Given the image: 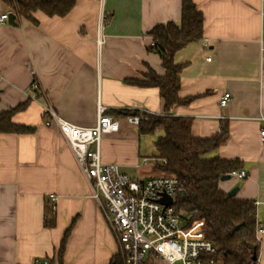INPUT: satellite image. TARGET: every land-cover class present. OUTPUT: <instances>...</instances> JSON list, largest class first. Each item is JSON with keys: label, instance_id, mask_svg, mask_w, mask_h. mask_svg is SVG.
Segmentation results:
<instances>
[{"label": "crops", "instance_id": "0c3cea01", "mask_svg": "<svg viewBox=\"0 0 264 264\" xmlns=\"http://www.w3.org/2000/svg\"><path fill=\"white\" fill-rule=\"evenodd\" d=\"M193 2L205 17L204 37L175 55V64L183 67L179 96L191 101L171 115L190 119L194 138L229 128L227 143L213 156L241 161L248 177L231 175L219 188L226 194L238 188L236 199L258 203L264 224V0ZM10 13L0 0V17ZM181 14L182 0H77L65 17L37 11L31 18L15 14L16 25L0 24V114L26 105L13 122L35 129L0 134V264H34L39 258L110 264L118 253L68 141L56 124L47 125L49 109L69 124L93 128L99 106L107 107L120 129L103 138V163L139 181L162 175L157 139L144 149L146 136L126 119L141 111L162 115L160 91L127 80L144 81L151 70L165 75L160 54L150 51L148 32L180 24ZM34 82L41 90H33ZM225 93L231 99L222 107ZM51 196L57 199L55 225L46 227ZM257 264H264V236Z\"/></svg>", "mask_w": 264, "mask_h": 264}, {"label": "trees", "instance_id": "16d2710c", "mask_svg": "<svg viewBox=\"0 0 264 264\" xmlns=\"http://www.w3.org/2000/svg\"><path fill=\"white\" fill-rule=\"evenodd\" d=\"M2 1L17 16L31 18L37 11L49 17H65L74 8L77 0ZM181 15L180 24L168 22L155 26L148 32L153 39L150 51L160 54L165 75L158 76L151 70L144 81L127 80L131 85L157 88L164 103V113L147 114V119L138 127L139 133L143 136H154L159 131L164 132L155 143L157 158L161 161L158 168L164 175L178 178L181 191L175 198L174 208L181 214L184 226L198 224L202 235L214 243L217 249L215 261L218 264H257L260 241L256 236L259 221L255 202L232 198L219 188L222 177L242 170L241 161L213 156L215 151L227 143L230 137L229 128L223 126L221 133L212 138H194L191 134L192 121L171 115L175 108L191 101L179 96L183 67L175 64V55L187 45L200 42L204 37L205 17L193 0H182ZM25 107L26 105H21L0 114V134L34 132L32 127L13 122V116ZM52 206L47 208L45 214L46 227L55 225ZM235 226L240 227L231 234ZM71 229L72 226L62 240L60 259L65 253ZM254 256L257 257L256 260L253 259ZM110 264H124L121 254L117 253Z\"/></svg>", "mask_w": 264, "mask_h": 264}, {"label": "built area", "instance_id": "2783aa9c", "mask_svg": "<svg viewBox=\"0 0 264 264\" xmlns=\"http://www.w3.org/2000/svg\"><path fill=\"white\" fill-rule=\"evenodd\" d=\"M104 16L101 17V21ZM9 14L0 17V24L7 23ZM102 41L99 40V43ZM33 90H41L34 82ZM231 99L225 93L220 105ZM107 107L100 105L97 124L93 128H80L69 124L49 109L52 120L68 141L85 180L92 186L93 197L98 202L104 219L117 240L124 264H218L214 256L217 249L206 239L199 227L196 238H182L181 214L174 208L181 183L174 175H160L137 181L121 171L120 166L104 164L101 144L106 135L119 131L120 124L107 114ZM147 112L128 116L127 122L139 126L147 119ZM264 141V130L260 133ZM146 163V161H145ZM166 164V161H163ZM240 178L248 177L245 171L235 172ZM171 198L172 204L162 203ZM55 212L56 197L51 196ZM257 206L258 203H255ZM257 239L264 236V224L258 222ZM34 264H59L51 259H36Z\"/></svg>", "mask_w": 264, "mask_h": 264}, {"label": "rangeland", "instance_id": "374dc122", "mask_svg": "<svg viewBox=\"0 0 264 264\" xmlns=\"http://www.w3.org/2000/svg\"><path fill=\"white\" fill-rule=\"evenodd\" d=\"M164 132L160 131L159 133L155 134L154 136H146L144 138L145 141H143V148L147 149V146L149 148V141H153L158 139L160 136H163ZM169 175V174H166ZM139 181V180H137ZM143 181V180H141ZM199 234V227L197 225H193L192 227H187V225H183V231H182V238H196Z\"/></svg>", "mask_w": 264, "mask_h": 264}, {"label": "water", "instance_id": "95a60500", "mask_svg": "<svg viewBox=\"0 0 264 264\" xmlns=\"http://www.w3.org/2000/svg\"><path fill=\"white\" fill-rule=\"evenodd\" d=\"M15 20H16V15L14 13H10L9 14V23L12 24V25H16L15 23ZM231 177V175H227V176H224L221 178V181H226V180H229ZM237 191H238V188H235L233 191H231L229 193V196L234 198L237 194ZM162 203H164L165 205L169 206L172 204V199L171 198H165L164 200H162ZM240 226H235L232 230H231V234H234L238 229H239ZM254 260L257 259L256 256L253 257Z\"/></svg>", "mask_w": 264, "mask_h": 264}]
</instances>
